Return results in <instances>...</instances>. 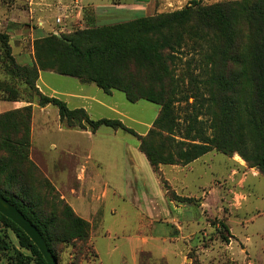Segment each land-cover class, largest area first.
Listing matches in <instances>:
<instances>
[{
  "label": "trees",
  "instance_id": "obj_1",
  "mask_svg": "<svg viewBox=\"0 0 264 264\" xmlns=\"http://www.w3.org/2000/svg\"><path fill=\"white\" fill-rule=\"evenodd\" d=\"M194 2L176 11L150 16L140 13L126 21L102 23L90 7H84L86 27L61 36H36L29 63L17 62L9 35L0 30V72L4 75L0 79V97L12 99L21 93L28 102L52 104L68 127L77 125L76 128L95 131L105 125L134 135L168 194L180 201L185 197L177 198L169 188L158 170L160 164L185 165L216 148L223 153L237 152L264 174V0H250L241 11H235L234 5L227 2L204 6ZM193 21L212 31L220 41L218 55L224 66L215 76L218 88L232 89L234 94L237 86L248 87L242 100L235 94L223 97L214 115L211 136L201 131L191 134L193 125L180 133L173 99L163 83L167 59L182 40L178 30H185L186 23ZM242 32L248 37L244 54H240ZM40 70L76 77L106 93L119 90L129 102L143 99L157 104L158 112L143 135L117 118L91 119L83 108H69L63 100L42 94L35 85ZM31 113V104L0 113V194L34 224L55 257L53 242L65 243L74 250L73 259L78 261L84 253H90V224L60 198L30 160ZM175 133L182 134V139H176ZM246 137L250 154L240 145L247 146ZM0 230H10L19 248L28 251L24 253L5 239V233L1 234L0 250H11L13 254L7 264H46L24 231L1 213Z\"/></svg>",
  "mask_w": 264,
  "mask_h": 264
},
{
  "label": "rangeland",
  "instance_id": "obj_2",
  "mask_svg": "<svg viewBox=\"0 0 264 264\" xmlns=\"http://www.w3.org/2000/svg\"><path fill=\"white\" fill-rule=\"evenodd\" d=\"M194 1L201 6L227 2L234 5L235 11H241L248 6L250 0H133L136 6L130 10H126L124 6H126V3H130L131 0H68L64 4L54 5V7L44 10L42 33L44 35L53 33L61 36L83 29L86 27L83 15L84 7H90L94 17H96L97 12H100L101 15L107 13L106 7L113 10L114 7L119 8L117 11L122 13V16L106 18L104 14L101 19L99 18V22L102 23L109 20H111L110 22L126 21L140 13L150 16L162 12L176 11L185 6H192L195 3ZM121 3L125 4L121 6L119 5ZM21 12L23 13V22L19 26H22L23 31L26 33L32 30L35 31L37 25L31 21L34 17L31 10L24 7ZM57 16L62 17L63 32L58 30L59 26L55 23V17ZM53 26L55 27L51 28ZM178 31H181L182 40L180 45L176 46V49L171 52L170 58L167 59V71L163 83L168 88L169 96L173 99L174 112L180 133H185L193 125L194 130H191V134H194V131H201L205 136H211L214 134V115L218 112L223 97L233 94L232 89L226 87H223V90L219 89L215 81V76L220 73L224 66L218 55V48L221 46L220 41L212 31L202 28L197 21L186 23L185 30ZM242 34L244 35L242 38L244 42H241L240 54H244L247 50L245 43L248 41L246 32H242ZM32 37L30 35L26 36L27 40L23 42L25 44L23 50H32L33 52V40L36 36L33 39ZM230 68L235 70L237 66ZM45 73L48 72L45 71ZM48 79L49 84L59 91L77 90L81 86L83 89L88 90L91 95L110 102L113 107H100L90 111L89 117L91 119L117 118L125 126L141 135L151 127V122L159 109L157 104L143 99L129 102L124 97V93L119 90H112V97H109V94L104 93L95 84H81L77 78L68 75L52 73ZM236 91L237 93H234L235 98L242 100L243 95L248 94V87L242 85L240 89L239 85L236 87ZM24 94L27 95L28 93L25 92ZM213 94H217V96L213 97ZM30 97L33 98L34 96ZM120 111L125 112L126 117H120ZM57 114V108L52 104L45 113L40 112L42 121L34 131V140L40 143L45 156L51 158L60 168L61 174H63L61 178L65 181L72 182L82 165L86 167L87 173L89 171L98 173L97 183L102 181L100 184L96 183L95 191H91L88 184H84L83 194H81L85 201H91L93 207H99L92 236V241L98 246L99 254L95 252L91 245L90 238L88 240L91 245L90 253H84L78 261L73 259L74 250L70 245L53 242L57 263L115 264L113 258L122 256L124 264H127L126 260H128L132 248L123 238V235L135 234L137 226L140 225V216L137 209L133 207L138 204L137 196L135 193L130 194V196H114L111 194L110 185H105V188L109 189L107 195L96 199L99 186L105 180H110L107 166L110 164V158L103 153L96 156L93 153L92 160H86L83 153L78 155L76 153L75 156L64 154L60 150L62 143L69 142L71 144L73 137L76 138V141L79 138L76 134L68 132L69 127L66 122H61L57 118ZM82 123L85 124L83 121ZM76 127L77 125H73L72 128ZM175 134L176 139H182L179 137L182 134ZM120 135H124L126 140L130 142H135L134 135L128 132L121 131ZM245 139L247 146L240 144L241 149L250 154V141L247 137ZM51 141L59 147L51 149L48 146ZM95 159L101 160L103 164L95 167L92 163ZM118 159L119 156L117 155L116 162ZM76 160L77 163H75ZM105 162H107V165ZM67 165H70V167H67ZM65 170H69L70 174ZM184 173L186 174L185 181L188 188L195 191L196 194H201L200 186L204 187L205 191H212V198L209 200L211 207L209 211L212 215H208L207 218L212 228L211 233L203 235L200 232L199 237H197V244H193L186 251L184 264H238L237 261L230 259L228 250L223 248L224 244L232 241L233 238L237 240V242L233 240L236 249L247 246V249H243L245 251L244 259L240 264H264V174L259 172L256 166L247 163L237 152L223 153L216 148L209 150L206 156L193 163L190 169H185ZM72 174H74V177H72ZM168 196L175 199V197H172L173 194H168ZM182 197L184 198V196ZM73 198L71 202H74ZM177 198L182 200L180 196ZM184 199V201H192L191 198L185 197ZM111 208H115V213L111 212ZM195 209H197L196 205L193 204L189 212L194 213ZM227 217H229V224L235 235L231 234L229 229L227 230V225L229 226L226 222ZM199 222L200 224L204 222L203 215H200ZM3 233L7 235L5 239L19 248L17 239L10 230H0V235ZM246 237L249 238L248 241H245ZM116 244L118 247L113 249ZM210 244L213 245L212 254H206L201 250L206 249ZM19 249L28 254L27 250ZM138 251L139 248H136L139 264H158L157 260L154 261L150 257V255L158 256V249L151 248L150 254L148 251H141L140 253ZM12 255L11 250H0V264H7Z\"/></svg>",
  "mask_w": 264,
  "mask_h": 264
},
{
  "label": "crops",
  "instance_id": "obj_3",
  "mask_svg": "<svg viewBox=\"0 0 264 264\" xmlns=\"http://www.w3.org/2000/svg\"><path fill=\"white\" fill-rule=\"evenodd\" d=\"M65 1L68 0H0V28L1 30H5L9 35L12 54L17 62L29 63L32 61V50H23L25 45L23 42L27 40L26 36H33V39L35 36L44 35L42 33L44 10L46 8L54 7V5L64 4ZM122 4L123 3L119 5L122 6ZM135 6L133 0H131V2L126 3V6L124 7L126 10H130L135 8ZM24 7L30 9L33 14L32 16H34L31 21L37 25L35 31L32 30L26 33L23 31V27L19 26L20 23L23 22V13L21 12V9ZM114 8L115 9L113 10L106 7L105 10L107 13H104L106 18L110 16H122V13L117 11L119 8ZM103 15H101L100 12H97L96 19H101ZM54 27L55 26L51 28ZM30 28L32 29V27ZM45 71L48 73H45ZM52 73L58 74L50 70L39 71L35 85L42 94L53 97L60 96L69 108H83L88 116H90V111H94L100 107H113L110 102L91 95L88 90L83 89L81 86L78 87L77 90H57L49 84L50 82L48 78ZM3 78L4 75L0 73V79ZM79 82L81 84H86L81 80H79ZM14 86L16 87L17 84L15 83ZM107 94H109V97H112V90L107 92ZM28 104H31L32 107L30 118L29 158L36 166L37 173L41 177L46 178L52 184L59 193L60 198L64 199L78 216L89 222L90 243L95 252L99 254L98 246L92 241L93 230L95 227L94 223L99 213V207H93L91 201H85V199H83L84 197L81 195L83 194L84 184H88L89 189L95 191V185L97 183L96 177L99 175L96 171H89L87 173L86 167L82 165L72 182L65 181V179L61 178V175L63 174H61L62 172L60 171V168L51 158L49 159L45 156L40 143H37V141L34 140V131L38 127L37 125L40 126L42 121L40 112L45 113L47 109L50 108L51 104L40 106L37 101L28 102L23 99L22 94L20 93L19 96L12 99L0 97V113L12 109H19ZM120 112L121 114L119 112L117 113L118 115L120 114V117H126L125 112ZM57 118H59L58 114ZM146 128H148V126H146ZM121 131L126 132L105 125L99 126L95 131H91L87 127H69L68 132L76 134L79 140L76 141V138L74 139L73 137L71 144H69V142L65 144L62 143L60 150L64 154H69L71 156H75L76 153L77 155L83 153L86 160H92V157H94L93 153H95V156L99 153H103L110 158V164L107 165V162H105L109 168L110 180H105L104 183L99 186V192L97 193L96 199H100L107 195L109 189L105 188V185H110L111 194L114 196L122 197L130 196V194L134 193L136 194L138 204H135L133 207L137 209L138 215L140 216V225L137 226L135 234L123 235V238H125L128 245L132 248L128 260H126L127 264H139V256L136 254V248H139V253L141 251H148V253H151V248L158 249V256L150 255L151 259L154 261L157 260L158 264H184L186 260V251L193 244H197V237H199L200 232H202L203 235H209L211 233L212 228L207 218L208 215H212L209 211L211 208L209 200L212 198V191H205L204 187L200 186L201 194L198 195L195 191L190 190L185 181L186 174H183V171L185 169H190L193 163L200 161L202 157L209 153V151L193 160L191 163L185 165H159L158 170L167 182L169 188L177 196L191 198L192 201L171 199L167 195V190L164 188L159 174L153 170L145 155L139 150L137 138L133 136L135 137V142H130L129 140H126L124 135H120ZM81 140L84 141L82 142ZM48 146L51 149L59 147L53 141L49 142ZM117 155L119 156V159L116 162L115 159ZM96 159L92 162L95 167L103 164L101 160ZM75 163H77V160ZM68 166L70 167V165H67V167ZM65 171L70 174L69 170ZM72 177H74V174H72ZM100 182L97 184H100ZM72 198L74 199V202H71ZM193 204L196 205L197 208L194 213L192 211L189 212V209ZM111 212L115 213V208H111ZM200 215H203L204 219V222L201 224L199 222ZM226 222L229 224V217H227ZM202 225L203 227H201ZM229 231L231 234L235 235L230 224ZM213 240H215V238H213ZM233 240L234 242H237V240L233 238L232 241L224 244L223 248L228 250L231 260L237 261V263L240 264L244 259L245 251L243 249H247V246L245 245L241 249H236ZM248 240L249 238L246 237L245 241ZM212 246L213 245L210 244L209 247L201 250L206 254H212ZM117 247L118 245L116 244L113 249H116ZM113 259L115 264H124L122 256H117Z\"/></svg>",
  "mask_w": 264,
  "mask_h": 264
},
{
  "label": "water",
  "instance_id": "obj_4",
  "mask_svg": "<svg viewBox=\"0 0 264 264\" xmlns=\"http://www.w3.org/2000/svg\"><path fill=\"white\" fill-rule=\"evenodd\" d=\"M0 213L5 217L12 220L18 227H20L24 233L30 238V240L36 245L40 251L46 264H58L56 257L50 251L44 237L39 230L32 224V222L26 218L18 208L8 201L0 194Z\"/></svg>",
  "mask_w": 264,
  "mask_h": 264
},
{
  "label": "built area",
  "instance_id": "obj_5",
  "mask_svg": "<svg viewBox=\"0 0 264 264\" xmlns=\"http://www.w3.org/2000/svg\"><path fill=\"white\" fill-rule=\"evenodd\" d=\"M55 23L59 26L58 30L63 32L64 27H63V20L61 16L55 17Z\"/></svg>",
  "mask_w": 264,
  "mask_h": 264
}]
</instances>
